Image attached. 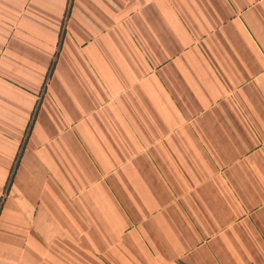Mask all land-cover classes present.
<instances>
[{"label": "crops", "instance_id": "crops-1", "mask_svg": "<svg viewBox=\"0 0 264 264\" xmlns=\"http://www.w3.org/2000/svg\"><path fill=\"white\" fill-rule=\"evenodd\" d=\"M0 264H264V0H0Z\"/></svg>", "mask_w": 264, "mask_h": 264}, {"label": "rangeland", "instance_id": "rangeland-1", "mask_svg": "<svg viewBox=\"0 0 264 264\" xmlns=\"http://www.w3.org/2000/svg\"><path fill=\"white\" fill-rule=\"evenodd\" d=\"M48 82H49V81H47V85L49 84ZM6 193H7V192H6ZM6 193H5V195H3V197H6V195H7Z\"/></svg>", "mask_w": 264, "mask_h": 264}]
</instances>
